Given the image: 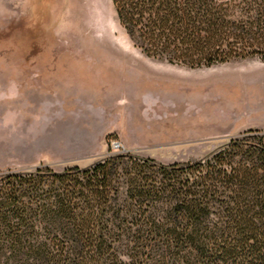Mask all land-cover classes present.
Returning a JSON list of instances; mask_svg holds the SVG:
<instances>
[{"label": "trees", "instance_id": "obj_1", "mask_svg": "<svg viewBox=\"0 0 264 264\" xmlns=\"http://www.w3.org/2000/svg\"><path fill=\"white\" fill-rule=\"evenodd\" d=\"M147 58L264 61V0H111ZM0 264H264V132L187 163L131 153L0 175Z\"/></svg>", "mask_w": 264, "mask_h": 264}, {"label": "rangeland", "instance_id": "obj_2", "mask_svg": "<svg viewBox=\"0 0 264 264\" xmlns=\"http://www.w3.org/2000/svg\"><path fill=\"white\" fill-rule=\"evenodd\" d=\"M2 73L0 175L120 153L183 164L264 132V61L190 69L147 58L111 0H0ZM54 80L74 90L57 95Z\"/></svg>", "mask_w": 264, "mask_h": 264}, {"label": "crops", "instance_id": "obj_3", "mask_svg": "<svg viewBox=\"0 0 264 264\" xmlns=\"http://www.w3.org/2000/svg\"><path fill=\"white\" fill-rule=\"evenodd\" d=\"M0 77H1V83H2V85L3 86H5L6 87V83H9V82H11V80L7 77V76H4L3 75V73H2V75H0ZM52 86L55 88V91H56V94L58 95V93L61 91H63V92H68L69 90L71 91V90H74V89H71V87H65L64 89H61V88H59L58 87V82L57 81H53V84H52ZM66 97H71V96H68V95H65ZM78 163H80L79 161H78ZM77 165V164H76Z\"/></svg>", "mask_w": 264, "mask_h": 264}, {"label": "bare ground", "instance_id": "obj_4", "mask_svg": "<svg viewBox=\"0 0 264 264\" xmlns=\"http://www.w3.org/2000/svg\"><path fill=\"white\" fill-rule=\"evenodd\" d=\"M106 37H107V36H106ZM104 39H105V38H104ZM110 39H111V38H110ZM110 39H109V40H110ZM105 41H106V40H105ZM107 41H108V40H107ZM108 42H109V41H108ZM112 42H113V40H112ZM113 43H115V42H113ZM117 44H118V43H117Z\"/></svg>", "mask_w": 264, "mask_h": 264}]
</instances>
